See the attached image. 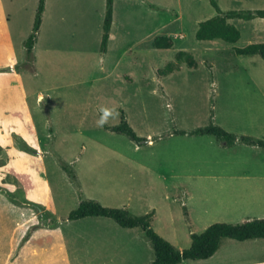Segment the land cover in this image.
Masks as SVG:
<instances>
[{
  "label": "rangeland",
  "instance_id": "rangeland-1",
  "mask_svg": "<svg viewBox=\"0 0 264 264\" xmlns=\"http://www.w3.org/2000/svg\"><path fill=\"white\" fill-rule=\"evenodd\" d=\"M217 2L264 9V0ZM39 5L0 0V261L19 251L40 264L155 259L140 227L70 220L85 199L153 212V229L180 250L214 223L264 218V148L190 133L215 123L264 139V59L236 52L264 43V18L231 20L235 43L199 40V24L217 14L210 0H114L103 52L107 0H45L31 61ZM102 109L114 114L105 125L125 113L143 140L99 127ZM263 248L264 239L228 238L213 258L180 264L245 262Z\"/></svg>",
  "mask_w": 264,
  "mask_h": 264
},
{
  "label": "trees",
  "instance_id": "trees-1",
  "mask_svg": "<svg viewBox=\"0 0 264 264\" xmlns=\"http://www.w3.org/2000/svg\"><path fill=\"white\" fill-rule=\"evenodd\" d=\"M217 11V14L199 24L196 37L199 40L220 39L225 42L235 43L241 38L240 29L231 20L243 19L252 20L264 18V9L255 10H230L223 11L217 0H210ZM45 8V0H40L39 12L34 25V33L26 42L28 56L33 61V50L37 39V34L41 26L42 13ZM114 0H107V14L104 22V35L102 41V51L106 52L110 33L113 24ZM165 37H157L154 45L160 48H170V44L160 45L159 41ZM239 55H260L264 59V43H253L243 48L236 49ZM111 131L125 134L137 142L143 138L138 136L134 128L129 123L125 113L119 125H105ZM186 133L185 131H178ZM195 135H213L221 140L225 145H233L240 139L246 144L256 145L264 148V139L253 138L251 136H241L240 138L222 126L210 123L205 127L197 128L190 132ZM153 212L142 215L134 214L126 208L104 206L97 200L85 199L79 206L72 210L69 219L79 220L87 217H106L113 219L124 228H142L147 239L151 242L155 259L151 264H180L185 260H206L213 257L225 239H235L247 241L264 239V218H253L239 223L217 222L210 225L202 233L192 234V244L189 248L180 250L170 241L158 234L152 226Z\"/></svg>",
  "mask_w": 264,
  "mask_h": 264
},
{
  "label": "crops",
  "instance_id": "crops-1",
  "mask_svg": "<svg viewBox=\"0 0 264 264\" xmlns=\"http://www.w3.org/2000/svg\"><path fill=\"white\" fill-rule=\"evenodd\" d=\"M42 230L44 231V229H40L39 232H41ZM91 236H94V237H102V236H104V234L102 233V231H95V233H93ZM33 237H34V235H33ZM101 242L104 243V241H101ZM109 243L110 244H113L112 241H109ZM114 244H115V248L119 249L120 251L123 250V249L126 250L128 248L127 244H125V243L122 244L121 240H119V239H116V241H114ZM38 248H39L38 246H36V247L33 248V249H35V253L38 252ZM219 250H218V252H219ZM262 251H263V255L261 257H263V258H260L259 256L249 257V260H246L245 262L243 261V262H236V263H231V264H264V248L261 250V252ZM218 252L216 254H218ZM216 254L214 256H216ZM22 256H23V252L21 253L19 251L17 253V257L18 258L12 259V260H7V257H6L5 259H3V260L0 261V264H40L38 261H31V260L24 261V260H22ZM68 256L69 255L67 254L66 257H68ZM213 257H211V258H213ZM54 264H56V263H54ZM87 264H89V263H87ZM118 264H120V263H118ZM128 264H130V263H128Z\"/></svg>",
  "mask_w": 264,
  "mask_h": 264
},
{
  "label": "clouds",
  "instance_id": "clouds-1",
  "mask_svg": "<svg viewBox=\"0 0 264 264\" xmlns=\"http://www.w3.org/2000/svg\"><path fill=\"white\" fill-rule=\"evenodd\" d=\"M115 115H118V113H115ZM110 116L114 118V114L111 110L102 109V115L100 120L98 121V126L103 127L108 122Z\"/></svg>",
  "mask_w": 264,
  "mask_h": 264
},
{
  "label": "water",
  "instance_id": "water-1",
  "mask_svg": "<svg viewBox=\"0 0 264 264\" xmlns=\"http://www.w3.org/2000/svg\"><path fill=\"white\" fill-rule=\"evenodd\" d=\"M144 142L146 143H149V142H151V139H147V140H144Z\"/></svg>",
  "mask_w": 264,
  "mask_h": 264
}]
</instances>
